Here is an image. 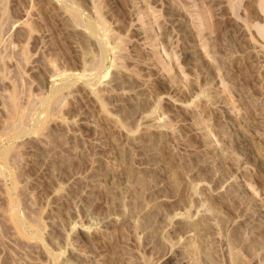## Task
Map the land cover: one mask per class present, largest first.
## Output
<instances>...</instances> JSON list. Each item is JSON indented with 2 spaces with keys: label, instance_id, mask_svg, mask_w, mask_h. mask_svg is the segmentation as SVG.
Masks as SVG:
<instances>
[{
  "label": "rangeland",
  "instance_id": "1",
  "mask_svg": "<svg viewBox=\"0 0 264 264\" xmlns=\"http://www.w3.org/2000/svg\"><path fill=\"white\" fill-rule=\"evenodd\" d=\"M0 264H264V0H0Z\"/></svg>",
  "mask_w": 264,
  "mask_h": 264
}]
</instances>
